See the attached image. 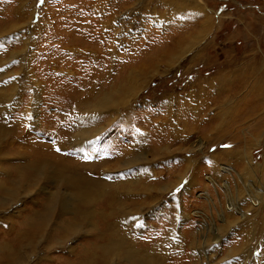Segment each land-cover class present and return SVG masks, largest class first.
<instances>
[{"label":"rangeland","instance_id":"rangeland-1","mask_svg":"<svg viewBox=\"0 0 264 264\" xmlns=\"http://www.w3.org/2000/svg\"><path fill=\"white\" fill-rule=\"evenodd\" d=\"M10 26L15 29L0 36V56L13 52L3 65L11 66L8 77L20 90L9 102V116L0 117V129H8L0 140V264H88L100 251L93 241H104L110 219L103 204L107 191L122 200L130 194V211L138 197L139 213H132L143 219L142 242L153 250L149 254L166 250L168 264H264V193L257 213L251 210L255 194L264 191V105L240 106L232 122L237 101H260L242 85L236 96L222 98L220 108L208 110L209 118L221 110L225 137L217 130L203 133L201 123L198 131L183 133L185 143L167 144L163 133L166 125L176 126L175 103L187 101L198 86L207 88L210 79L221 78V88L232 89L242 71L249 76L250 65L256 68L251 79L264 78V0H0V28ZM176 38L179 53L160 55ZM121 88L130 92L121 94L123 105L113 113L99 110L89 122L93 101L117 96ZM254 89L263 94L261 85ZM83 131L91 137L81 138ZM233 140L240 162L222 154L233 151ZM198 145L201 151L194 152ZM125 150H141V158L105 172ZM30 152L45 155L48 172H31ZM88 153L96 164L109 161L92 169L106 174L102 192L87 210L91 219L65 242L63 222L81 206L64 185L72 171L58 183L52 173L62 171L63 157L81 160ZM53 194L63 195L68 207L57 218L59 203L54 206L43 232L25 242L24 233L42 225ZM164 235L172 244L156 245Z\"/></svg>","mask_w":264,"mask_h":264},{"label":"bare ground","instance_id":"bare-ground-1","mask_svg":"<svg viewBox=\"0 0 264 264\" xmlns=\"http://www.w3.org/2000/svg\"><path fill=\"white\" fill-rule=\"evenodd\" d=\"M177 10L181 9L180 5H176ZM202 15V14H201ZM202 22L199 26V29L201 32L204 31V29L207 27V23ZM14 27H9L7 29L0 28V36L2 33H4L6 30L7 32L10 31ZM15 29V28H14ZM4 30V32H3ZM109 30V29H108ZM107 31V29H106ZM6 33V32H5ZM106 34H104L103 37H105ZM1 41V40H0ZM2 42V41H1ZM182 42H179V39L176 38V41H174V46L173 48H169L167 50L162 49L161 51L159 50V53H161L165 56H171V55H177L179 51L181 50V44ZM26 47V46H25ZM13 53V52H12ZM10 50H6L5 53L1 54L0 56V117L3 119L2 121L5 120L7 117L6 115L8 114L9 116V108L13 107V102L9 104L10 101L15 97L16 93L20 88H18L17 84H15L16 80L13 79L14 77H8V71L9 67L8 65H3L5 60L8 58L13 60L14 56L12 55ZM14 55V54H13ZM108 55V54H107ZM11 57V58H10ZM9 61V60H8ZM125 68V67H124ZM247 70L250 71L249 76H245L244 78L241 75L240 71V78L234 80L236 83L235 87L232 89H223L221 88V78H217L214 80H209L207 85V88L204 86H198V90L192 91L190 93L189 97L183 101V102H176L175 106V120L172 119V121L175 123L176 126L173 125H166L164 128L163 133L166 134V138L164 141H167V144H172L175 142L179 143H185L187 142V137L184 138V134L186 132L193 133V130L198 131L199 125L203 124L202 126V132L204 133L206 129L209 131L215 132L216 130L218 131V135H221V132L224 133L222 137H225L226 133L228 130L224 128L221 130V110L219 109V112L214 114L212 118L208 117V110L209 107L214 106L215 108H220L221 106V100L223 97L229 98V95H235L238 91V89L241 88L242 85H248L250 88V93L252 96L258 98L260 101L255 102L254 104L248 99H243L240 101H237L235 103L236 111L233 109L232 111L234 112L233 117H232V122L237 120V117H239V112H241V107L240 106H246V109H258L261 106L264 105V78H258L253 80L251 79V76L256 74L255 71V65H250L246 67ZM240 70V69H238ZM107 71V70H105ZM104 71V72H105ZM109 72V71H107ZM13 73V72H10ZM238 73V72H237ZM126 80H128L126 78ZM29 81V80H28ZM253 82V84H252ZM219 83V84H217ZM254 85H261V88L263 90V94L258 96L257 89H254ZM95 87V86H94ZM93 87V88H94ZM131 88V87H130ZM129 88V89H130ZM22 89H25L22 87ZM125 93H130L129 90L127 92L126 88H121L117 90V96L113 95H103L101 98L97 101H92L94 102L93 105H91V110L89 111V116H87L88 121L90 122L93 120V117H95V114L97 111L103 110V112H109L113 113V111H116L118 109L119 105H123V100L120 98L121 94ZM135 87L133 86L131 90V95L134 93ZM255 91H256V96H255ZM213 92L214 98L210 99V94ZM90 95V94H89ZM125 96V95H123ZM35 97V95H34ZM89 97V96H88ZM84 98V97H83ZM116 98V99H115ZM129 99V98H128ZM35 100V98H34ZM181 100V99H180ZM175 100H173L174 102ZM36 102V101H34ZM174 104V105H175ZM89 106V105H88ZM81 114V112H80ZM168 122V121H166ZM216 123L217 124V129H213L212 125L209 126V123ZM172 123V122H171ZM201 123V124H200ZM192 124V125H191ZM233 124V123H232ZM191 125V126H190ZM2 126V125H1ZM3 128L0 129V140L7 135V127L2 126ZM6 127V128H5ZM216 125L214 126V128ZM10 128V127H8ZM95 128V127H94ZM158 132L160 130H157ZM91 132V131H89ZM88 131H83L81 134L82 137H91V134ZM95 133V132H94ZM85 135V136H84ZM6 137V136H5ZM190 137V136H189ZM235 137V136H234ZM229 138H232V136H229ZM233 139V138H232ZM81 140V139H80ZM228 143L234 144L235 141H229ZM166 144V145H167ZM202 146L198 145L196 148L194 147L193 150L194 152L196 151H201ZM232 148V147H231ZM197 149V150H195ZM233 150L232 152L227 153V151L223 152L222 154H232L235 156V159L237 162L242 161V158L238 156V151L236 150H241L236 144L233 145ZM35 151V150H33ZM80 152L82 150H79ZM96 151V150H95ZM129 151V152H128ZM125 150L121 153L120 156L117 157L116 162L111 165V167L105 168V172L108 173V171L112 170L114 166L119 165L120 163L124 164V166H129L132 165L133 163L137 162L138 158L140 155L141 150H137V152L131 154V150ZM29 152V151H28ZM42 152V151H41ZM63 152V150H62ZM83 152V151H82ZM94 153V151H91ZM97 152V151H96ZM32 155V161L30 162L29 169L33 174H38L42 175L47 171V166L49 165V160L45 157L43 154H35L30 152ZM29 154V153H27ZM68 154V153H67ZM95 154V153H94ZM97 154V153H96ZM221 153L218 155H214L211 158L215 157H220L222 155ZM84 155V154H83ZM18 156V154H17ZM96 156V155H95ZM21 157V156H19ZM93 157V154L88 153L86 155V159H81L80 157L76 160H67L64 159L65 157L60 159L58 167H62V171L58 172L56 171L54 174L52 173L54 180L58 183L60 181L66 180L65 173L67 170H71L73 172L71 173V176L69 179H67L64 182V185L67 187H70L71 189H67L69 193L72 195V197L79 203L81 206L80 211H76L74 214H72L74 217L68 221H64L63 224V240L65 242H68L70 240L71 236L77 234L80 232L81 227L83 224H85L87 221H89L91 218L89 217L91 214L87 211L89 207H91L93 202L97 200V196L99 195V192H102L100 187L102 186L101 183V177H104L106 174L105 172L100 169V171H97L96 173L92 171L93 168L97 167H102L105 166L106 164H109V161L101 162L99 164L94 163L95 159H89ZM30 158V157H29ZM94 158V157H93ZM104 161V160H103ZM97 162V161H96ZM188 163H191V161L187 160ZM248 160V166H249V173H253L254 168L252 167V162L251 165L249 164ZM105 164V165H104ZM106 165V166H107ZM28 169V168H27ZM49 169V168H48ZM187 169V168H186ZM48 172V171H47ZM248 173V174H249ZM37 175V177H38ZM33 181V180H32ZM35 181V180H34ZM130 191V190H129ZM132 192V191H130ZM129 192V193H130ZM263 193L264 191H261L259 194L258 192L255 194L258 197L254 196L252 204V209L254 212L258 211L259 206L262 205L263 202ZM130 198H127L129 197ZM137 199L136 201H133L132 203V210L134 211V208L136 204H138V197L136 195H133V200ZM131 199V195L129 194L128 196H124L123 200L122 199H117V197L112 194L111 192L107 191V198L104 199V207L107 208L108 214H106L110 219H107L104 221V227L103 230L104 232L102 233L101 237H104V241H99L98 244L94 243L93 241V246L100 251L96 255L90 254L89 256V262L88 264H116L117 261H124L128 264H168V260L172 259L171 257L167 259L169 254L167 253L166 250H162L158 252V254L152 253L149 254L152 251H147L149 249L145 248L143 244V239L141 236H144V234H139L140 227H141V219L139 214H134L132 213L133 211L128 208L129 205H127L128 200ZM68 200L63 197V195L58 194H53L51 195V199L49 200V203L46 205L44 209V213L41 216V221L43 222L42 225L39 227H33L29 229L27 232H25V242L27 243H33L34 239L38 236V234H41L43 232L44 228L47 227V224L53 219L50 217L51 213H53L54 206H56L59 203L58 207V214L56 215L57 218H61L63 211L68 207L67 203ZM231 206V209L228 210H233L234 209V214H238L239 218H245V213L241 211V209L238 206L235 205H229ZM137 207V206H136ZM60 208V209H59ZM137 212L139 209H136ZM139 213V212H138ZM257 213V212H256ZM255 215V213L253 214ZM164 222V221H163ZM34 226V225H33ZM173 229V227L170 229V231ZM102 230V231H103ZM99 231V230H98ZM101 231V232H102ZM169 231V235H170ZM40 232V233H37ZM99 232H97L96 236H98ZM169 235L168 236H163L162 242L157 243L156 245L158 246H167V243H169ZM19 237H21L19 235ZM174 242V241H173ZM170 245L172 243H169ZM97 245H100L99 247ZM23 247V245H22ZM22 247L17 246L16 251L21 250ZM206 247V246H205ZM143 248H145L143 250ZM182 248V247H181ZM166 249V248H165ZM206 249V248H205ZM173 250V249H172ZM180 250V254L183 255L185 254V250L181 252L182 249ZM169 251V250H168ZM205 251V250H204ZM70 252V251H68ZM241 254L242 251H240ZM205 253V252H204ZM239 253V252H238ZM168 254V255H167ZM179 255V256H181ZM202 255V253H201ZM204 255V254H203ZM87 256V254H86ZM175 256V255H174ZM263 256V255H261ZM184 258V257H183ZM190 258V257H189ZM87 260V259H86ZM169 260V261H170ZM191 262V261H190ZM199 262V261H198ZM196 262V263H198ZM203 264V263H202Z\"/></svg>","mask_w":264,"mask_h":264}]
</instances>
